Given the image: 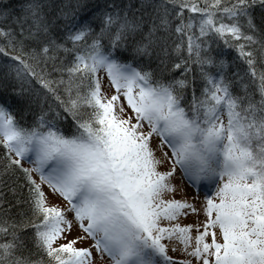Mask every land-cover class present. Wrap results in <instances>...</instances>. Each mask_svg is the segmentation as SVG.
<instances>
[{
    "label": "snow or ice",
    "instance_id": "1",
    "mask_svg": "<svg viewBox=\"0 0 264 264\" xmlns=\"http://www.w3.org/2000/svg\"><path fill=\"white\" fill-rule=\"evenodd\" d=\"M0 264H264V0H0Z\"/></svg>",
    "mask_w": 264,
    "mask_h": 264
},
{
    "label": "rangeland",
    "instance_id": "2",
    "mask_svg": "<svg viewBox=\"0 0 264 264\" xmlns=\"http://www.w3.org/2000/svg\"><path fill=\"white\" fill-rule=\"evenodd\" d=\"M177 180H178V178H177ZM192 191H194V190H191V189L189 190V195H191V192H192Z\"/></svg>",
    "mask_w": 264,
    "mask_h": 264
}]
</instances>
